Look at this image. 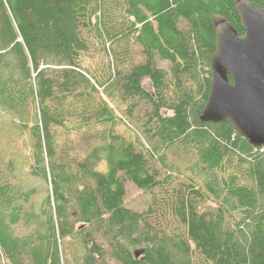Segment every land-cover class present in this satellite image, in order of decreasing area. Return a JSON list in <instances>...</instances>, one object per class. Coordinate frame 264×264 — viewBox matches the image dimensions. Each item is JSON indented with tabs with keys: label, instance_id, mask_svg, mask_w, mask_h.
I'll return each instance as SVG.
<instances>
[{
	"label": "trees",
	"instance_id": "trees-1",
	"mask_svg": "<svg viewBox=\"0 0 264 264\" xmlns=\"http://www.w3.org/2000/svg\"><path fill=\"white\" fill-rule=\"evenodd\" d=\"M237 1L0 0V264H264V145L200 119Z\"/></svg>",
	"mask_w": 264,
	"mask_h": 264
},
{
	"label": "water",
	"instance_id": "water-1",
	"mask_svg": "<svg viewBox=\"0 0 264 264\" xmlns=\"http://www.w3.org/2000/svg\"><path fill=\"white\" fill-rule=\"evenodd\" d=\"M243 34L228 21L216 24L210 87L202 121L228 122L254 146L264 145V8L235 4Z\"/></svg>",
	"mask_w": 264,
	"mask_h": 264
},
{
	"label": "rangeland",
	"instance_id": "rangeland-1",
	"mask_svg": "<svg viewBox=\"0 0 264 264\" xmlns=\"http://www.w3.org/2000/svg\"><path fill=\"white\" fill-rule=\"evenodd\" d=\"M145 86H147V82L145 83Z\"/></svg>",
	"mask_w": 264,
	"mask_h": 264
}]
</instances>
